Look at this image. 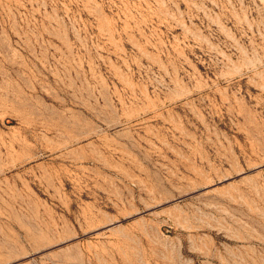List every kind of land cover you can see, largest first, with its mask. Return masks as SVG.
<instances>
[{"label":"rangeland","instance_id":"rangeland-1","mask_svg":"<svg viewBox=\"0 0 264 264\" xmlns=\"http://www.w3.org/2000/svg\"><path fill=\"white\" fill-rule=\"evenodd\" d=\"M0 264H264V0H0Z\"/></svg>","mask_w":264,"mask_h":264},{"label":"bare ground","instance_id":"bare-ground-1","mask_svg":"<svg viewBox=\"0 0 264 264\" xmlns=\"http://www.w3.org/2000/svg\"><path fill=\"white\" fill-rule=\"evenodd\" d=\"M12 148H15V145H14V147H12ZM12 148L9 149V153H7V155L11 153V157L14 156V153H12V150H13ZM3 151H4V149H3ZM2 155H3V154H2ZM2 155H1V156H2ZM3 159H4V158H3Z\"/></svg>","mask_w":264,"mask_h":264}]
</instances>
